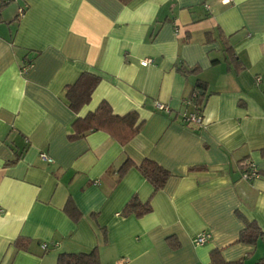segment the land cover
<instances>
[{"label": "crops", "instance_id": "1", "mask_svg": "<svg viewBox=\"0 0 264 264\" xmlns=\"http://www.w3.org/2000/svg\"><path fill=\"white\" fill-rule=\"evenodd\" d=\"M13 1L0 13V264H56L59 252L94 247L101 264H208L212 249L242 264L264 258V0ZM82 72L99 80L75 112L65 87ZM197 78L201 126L182 121ZM101 101L137 114L127 143L104 130L69 137ZM127 158L171 175L152 193L135 165L118 178ZM243 159L258 177L241 178ZM134 194L150 211L121 215ZM250 223L260 234L238 241Z\"/></svg>", "mask_w": 264, "mask_h": 264}, {"label": "trees", "instance_id": "2", "mask_svg": "<svg viewBox=\"0 0 264 264\" xmlns=\"http://www.w3.org/2000/svg\"><path fill=\"white\" fill-rule=\"evenodd\" d=\"M11 0L0 1V13L4 6H6ZM127 2L128 0H121ZM24 11V8H23ZM19 17V13L15 15V19ZM1 20V16H0ZM176 69L183 74L193 72L196 68H188L186 66L177 64ZM99 77L90 72H82L75 82L65 87V98L68 101L69 107L77 112L83 105L87 104L91 98V93L96 86ZM206 83L205 81L197 78L191 93L185 98L184 101H191L194 110L201 112L203 110L206 101ZM187 123V122H186ZM140 124H137V114L135 112H129L124 115L114 114L110 105L106 101H101L95 110L88 112L84 117H77L73 124V133L70 134V138H80L85 136L88 132L96 130H104L118 140L121 144L127 143L134 135L139 131ZM264 152V149H262ZM243 159L239 165L241 170L246 166ZM135 165L142 176L152 186V193L160 190L171 173L162 165L150 158L142 159L138 164H135L132 160L127 158L118 168V178L122 176L125 171ZM63 209L74 220L80 217V212L77 210L74 203L68 200ZM151 209L149 200L141 201L136 194L132 195L126 202L120 214L127 216L130 214L139 217ZM250 231L242 230L237 238L238 241L245 243H253L256 237L260 234L259 228L250 223ZM171 239V238H169ZM13 244L18 249L26 250L28 239L23 236L17 237ZM46 250L45 248H43ZM56 264H101L96 247L88 251L79 252H59L57 254ZM208 264H242V258L227 261L225 260L219 249H212L210 251V261ZM255 264H264V258L256 261Z\"/></svg>", "mask_w": 264, "mask_h": 264}, {"label": "built area", "instance_id": "3", "mask_svg": "<svg viewBox=\"0 0 264 264\" xmlns=\"http://www.w3.org/2000/svg\"><path fill=\"white\" fill-rule=\"evenodd\" d=\"M22 12H23V8L20 7L18 9V13L21 14ZM151 62L152 61L150 58H143L140 60L141 65H147ZM29 65L30 64L28 62H25V63H23L21 69L26 70L29 67ZM155 106L159 110L169 111V107L163 103L155 102ZM182 121L185 123L186 122L187 123H193V124H196L198 126H201V124H202L201 112H198L196 110H194L192 112H185L182 116ZM39 157H40V159H42L43 161H46V162L52 161V158L49 155H47L45 152H40ZM245 164H246V166L243 168V170H241V175H240L241 178H243L245 180H251V179L259 176V170L257 169L256 165L253 162L247 160V161H245ZM208 237H209L208 231H206V230L201 231L193 237V243L195 245H201L207 241ZM42 248H46V245L42 244Z\"/></svg>", "mask_w": 264, "mask_h": 264}, {"label": "rangeland", "instance_id": "4", "mask_svg": "<svg viewBox=\"0 0 264 264\" xmlns=\"http://www.w3.org/2000/svg\"><path fill=\"white\" fill-rule=\"evenodd\" d=\"M1 1V0H0ZM3 1V0H2ZM12 2H14L13 0H11ZM9 2L5 7H4V9H5V13L6 12H9V13H12L15 9H14V4L12 3V2ZM3 9V10H4Z\"/></svg>", "mask_w": 264, "mask_h": 264}]
</instances>
